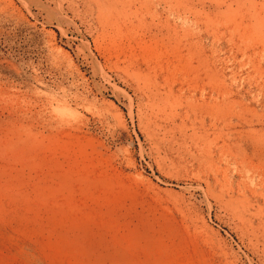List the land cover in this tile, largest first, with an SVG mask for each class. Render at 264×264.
<instances>
[{"label": "rangeland", "instance_id": "obj_1", "mask_svg": "<svg viewBox=\"0 0 264 264\" xmlns=\"http://www.w3.org/2000/svg\"><path fill=\"white\" fill-rule=\"evenodd\" d=\"M0 264H264V0H0Z\"/></svg>", "mask_w": 264, "mask_h": 264}]
</instances>
